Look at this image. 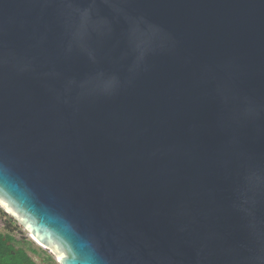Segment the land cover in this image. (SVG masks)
Masks as SVG:
<instances>
[{"label": "water", "instance_id": "water-1", "mask_svg": "<svg viewBox=\"0 0 264 264\" xmlns=\"http://www.w3.org/2000/svg\"><path fill=\"white\" fill-rule=\"evenodd\" d=\"M0 207L58 264H264V0H0Z\"/></svg>", "mask_w": 264, "mask_h": 264}, {"label": "trees", "instance_id": "trees-1", "mask_svg": "<svg viewBox=\"0 0 264 264\" xmlns=\"http://www.w3.org/2000/svg\"><path fill=\"white\" fill-rule=\"evenodd\" d=\"M0 219L4 221L5 231L0 232V264H37L27 253L25 245H30L31 241L25 237L17 239L13 234L11 225L16 221L0 207ZM45 253L47 259L58 264L53 260V255L46 249H40ZM53 256V257H52Z\"/></svg>", "mask_w": 264, "mask_h": 264}, {"label": "rangeland", "instance_id": "rangeland-1", "mask_svg": "<svg viewBox=\"0 0 264 264\" xmlns=\"http://www.w3.org/2000/svg\"><path fill=\"white\" fill-rule=\"evenodd\" d=\"M10 227L13 230V234L17 239H22L23 237H25L27 240L31 241L30 245H25L24 247L26 248L27 253L37 264H54L53 261L46 258L45 253H43L38 249V248L40 249H44V248L38 245L36 242H34L30 238L29 233L26 230H24L17 221L14 224H12ZM4 231H5V224L4 221L0 219V232H4ZM53 260L55 261L56 259L53 257Z\"/></svg>", "mask_w": 264, "mask_h": 264}, {"label": "bare ground", "instance_id": "bare-ground-1", "mask_svg": "<svg viewBox=\"0 0 264 264\" xmlns=\"http://www.w3.org/2000/svg\"><path fill=\"white\" fill-rule=\"evenodd\" d=\"M57 258L59 259V256H57Z\"/></svg>", "mask_w": 264, "mask_h": 264}]
</instances>
